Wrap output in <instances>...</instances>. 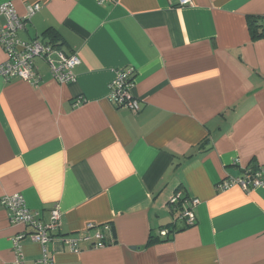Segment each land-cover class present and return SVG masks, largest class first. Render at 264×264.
I'll return each mask as SVG.
<instances>
[{"label": "crops", "instance_id": "0c3cea01", "mask_svg": "<svg viewBox=\"0 0 264 264\" xmlns=\"http://www.w3.org/2000/svg\"><path fill=\"white\" fill-rule=\"evenodd\" d=\"M4 3L19 16L39 5L19 39L50 40L48 31L80 59L70 83L40 59L37 86L0 76V199L22 194L41 223L59 209L46 244L52 263L264 264V186L217 188L264 164V35L249 25L264 18V0ZM127 67L137 113L109 98ZM192 198L187 225L180 216ZM103 224L104 247L91 238L71 250L62 240ZM31 231L0 202V264H14L18 234L22 264L40 259Z\"/></svg>", "mask_w": 264, "mask_h": 264}, {"label": "built area", "instance_id": "2783aa9c", "mask_svg": "<svg viewBox=\"0 0 264 264\" xmlns=\"http://www.w3.org/2000/svg\"><path fill=\"white\" fill-rule=\"evenodd\" d=\"M99 3L105 1L115 2L117 0H96ZM170 1V0H168ZM192 0H176V6H185L191 4ZM39 8L38 4L29 7L25 16H19L9 3L0 5V14L5 18V22H0V46L4 50L6 60L0 64V76L6 80L19 78L28 81L31 85L37 86L39 83V73L35 63L36 59L44 61L50 70L54 80L59 83H70L75 79L73 69L80 63L76 54H66L62 51L60 45L50 40L34 38L31 41H22L18 37V32L22 30L25 23L30 19L34 12ZM264 24V22H263ZM134 70L131 67L120 69L116 72V77L109 88V98L119 108H127L133 113L140 109L138 99L131 94V87L134 79ZM232 186H239L243 190H250L257 186H264V164L253 169L247 168L236 177H230L219 181L217 188L225 190ZM180 201V193L176 192L168 200L170 206H175ZM2 206L8 211L11 222L21 223L32 228L27 234L32 241L42 246V256L35 264H53L48 257L46 244L51 241L55 232H58L60 225V211L58 208L51 210L50 218L47 223H41L34 213L26 206L25 199L20 193L7 194L1 197ZM198 199L192 198L187 201L186 207L181 212L187 225L195 222L194 208ZM89 225V233L83 236H64L62 240L71 250H79L78 243L82 240L95 241L90 247L101 248L107 244L105 232L109 230L107 224H103L93 229ZM56 234V233H55ZM160 234L165 236L166 230H161ZM26 234H18L13 239L15 250L14 264H22L23 253L21 251L20 240Z\"/></svg>", "mask_w": 264, "mask_h": 264}, {"label": "trees", "instance_id": "16d2710c", "mask_svg": "<svg viewBox=\"0 0 264 264\" xmlns=\"http://www.w3.org/2000/svg\"><path fill=\"white\" fill-rule=\"evenodd\" d=\"M263 22H264V18L263 17H260V18H253V19H250L249 20V25H250V29L252 30V35H253V37H258V36H261V35H264V28H263V32L262 31H260L259 32V28L263 25L264 26V24H263ZM48 33V31H46L45 33H44V36L45 35H48L49 37H50V42H53L54 41V39H52V37H53V35H50V34H47ZM47 37V36H46ZM53 40V41H52ZM184 199V198H183ZM180 201H181V199H180ZM179 201V202H180ZM149 243H150V241H149Z\"/></svg>", "mask_w": 264, "mask_h": 264}]
</instances>
